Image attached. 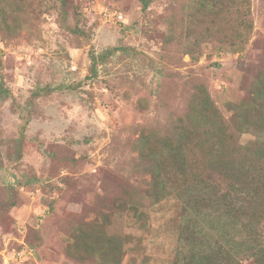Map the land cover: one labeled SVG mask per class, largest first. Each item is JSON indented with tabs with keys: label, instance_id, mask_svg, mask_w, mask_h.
Segmentation results:
<instances>
[{
	"label": "rangeland",
	"instance_id": "rangeland-1",
	"mask_svg": "<svg viewBox=\"0 0 264 264\" xmlns=\"http://www.w3.org/2000/svg\"><path fill=\"white\" fill-rule=\"evenodd\" d=\"M235 1L0 0V264L184 259L189 214L142 157L203 89L232 130L235 106L255 110L264 0L246 39Z\"/></svg>",
	"mask_w": 264,
	"mask_h": 264
},
{
	"label": "trees",
	"instance_id": "trees-1",
	"mask_svg": "<svg viewBox=\"0 0 264 264\" xmlns=\"http://www.w3.org/2000/svg\"><path fill=\"white\" fill-rule=\"evenodd\" d=\"M138 1L149 9L151 0ZM238 7L245 11L246 39L253 27L249 0ZM104 58L91 56L94 76ZM206 92L176 124L167 145L144 152V161L153 162L151 185L160 198L177 196L189 214L178 264H264V83L252 94L255 110L234 107L240 111L235 130ZM244 133H253L255 142L240 145ZM109 257L110 264L120 260L116 252Z\"/></svg>",
	"mask_w": 264,
	"mask_h": 264
}]
</instances>
